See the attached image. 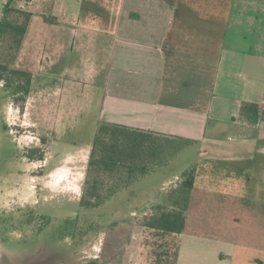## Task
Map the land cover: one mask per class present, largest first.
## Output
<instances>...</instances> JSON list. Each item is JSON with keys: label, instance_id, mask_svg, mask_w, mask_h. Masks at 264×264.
Masks as SVG:
<instances>
[{"label": "crops", "instance_id": "1", "mask_svg": "<svg viewBox=\"0 0 264 264\" xmlns=\"http://www.w3.org/2000/svg\"><path fill=\"white\" fill-rule=\"evenodd\" d=\"M32 1L15 67L57 97L45 115L53 140L83 141L71 156L101 124L199 146L183 232L136 226L119 264H264V0ZM152 173L115 198L163 193Z\"/></svg>", "mask_w": 264, "mask_h": 264}, {"label": "rangeland", "instance_id": "2", "mask_svg": "<svg viewBox=\"0 0 264 264\" xmlns=\"http://www.w3.org/2000/svg\"><path fill=\"white\" fill-rule=\"evenodd\" d=\"M7 1L0 0V19ZM29 2L33 1L15 0L10 8L26 12ZM9 16L11 21H23L16 11ZM13 42L12 37L0 41V63L8 67L5 77L11 84ZM9 81H0V264H119L131 232L156 214V204H164L167 211L182 207V198L169 196L174 194L170 190L195 163L198 145H191L192 156H183L185 148L170 160L167 184L162 186L170 192L114 198L99 208L82 209L79 200L88 183V158L70 153L83 141L76 134L71 142L53 140L51 118L45 114L57 97L52 102L48 84L31 79L26 94H13ZM70 107L71 131H83L85 109L80 100ZM41 167L49 176L34 175Z\"/></svg>", "mask_w": 264, "mask_h": 264}, {"label": "trees", "instance_id": "3", "mask_svg": "<svg viewBox=\"0 0 264 264\" xmlns=\"http://www.w3.org/2000/svg\"><path fill=\"white\" fill-rule=\"evenodd\" d=\"M15 0H8L2 9L0 19V41L14 39L13 46V70L10 71L11 84L6 79L8 67L0 63V81L12 85L13 94L27 93L31 83L32 75L29 72L17 69L15 60L21 48L24 36L27 31L31 14L28 12L13 10L10 5ZM11 11L23 16V21H11L9 14ZM9 87V86H8ZM123 128L118 126L101 124L97 133L88 158L87 185L83 195L79 200V206L84 210H92L112 201L116 194L134 185L140 177L151 174L155 169L165 173L171 167L170 160L178 154L179 145L168 138L154 139L147 135L145 139H127L119 141L117 138ZM193 141L185 140L184 145L190 146ZM147 147V149H146ZM184 146L181 145V149ZM192 148H189V150ZM192 150L186 155H191ZM149 160H140V157ZM184 156V155H183ZM195 177V166L185 169L182 172V180L178 187L173 190L174 194L169 196L181 197L182 207L177 210L167 211L163 205H157L156 214L143 221L140 226L152 228L172 233H182L185 226V218L189 193ZM172 192V191H171ZM184 196V198H183ZM130 198V197H129ZM128 198V199H129ZM184 199V200H183ZM177 199L174 200V204ZM95 262H92V264Z\"/></svg>", "mask_w": 264, "mask_h": 264}, {"label": "flooded vegetation", "instance_id": "4", "mask_svg": "<svg viewBox=\"0 0 264 264\" xmlns=\"http://www.w3.org/2000/svg\"><path fill=\"white\" fill-rule=\"evenodd\" d=\"M35 150V149H34ZM32 151V150H31ZM34 156H32L31 158H33ZM43 160H47V159H44V158H42ZM46 165V164H45ZM34 173V175L35 176H45V177H47V176H49V174L47 173V170H45V169H43V167H41L40 168V170L38 171V170H36V171H34L33 172ZM18 175H20V172H18ZM36 209V208H35ZM20 211V210H19ZM29 211V216L30 215H33V213L34 212H31L32 210H28Z\"/></svg>", "mask_w": 264, "mask_h": 264}]
</instances>
